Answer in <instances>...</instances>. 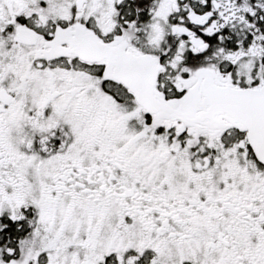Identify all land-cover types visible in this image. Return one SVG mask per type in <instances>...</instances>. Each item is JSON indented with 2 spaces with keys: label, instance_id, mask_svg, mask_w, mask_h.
<instances>
[{
  "label": "snow or ice",
  "instance_id": "6c2138e0",
  "mask_svg": "<svg viewBox=\"0 0 264 264\" xmlns=\"http://www.w3.org/2000/svg\"><path fill=\"white\" fill-rule=\"evenodd\" d=\"M0 264H264V0H0Z\"/></svg>",
  "mask_w": 264,
  "mask_h": 264
}]
</instances>
